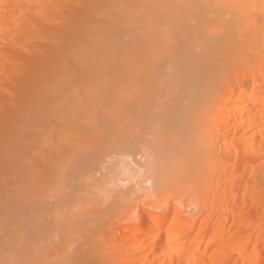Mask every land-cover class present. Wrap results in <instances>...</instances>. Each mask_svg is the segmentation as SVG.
Wrapping results in <instances>:
<instances>
[{
  "label": "bare ground",
  "instance_id": "1",
  "mask_svg": "<svg viewBox=\"0 0 264 264\" xmlns=\"http://www.w3.org/2000/svg\"><path fill=\"white\" fill-rule=\"evenodd\" d=\"M101 123L115 158L72 133ZM7 234L22 264H264V0H0Z\"/></svg>",
  "mask_w": 264,
  "mask_h": 264
},
{
  "label": "rangeland",
  "instance_id": "2",
  "mask_svg": "<svg viewBox=\"0 0 264 264\" xmlns=\"http://www.w3.org/2000/svg\"><path fill=\"white\" fill-rule=\"evenodd\" d=\"M96 126H99V127H96ZM118 127L119 126H117V124H115V123H106V124L101 123L98 125H94L91 129H89V128H86V129L78 128L77 129L76 127H73L72 133H73V135H75L79 132H82L83 134L90 132L95 136V139H94L95 141L92 140L93 142H91L89 139H86V141L83 140L85 143L82 141L83 143L80 147L81 148L80 150H83L84 153L89 154V153H92L98 149L104 150V152H106L105 149L109 148L108 150H110V152H111L110 155H112V157L115 158L117 156V155L114 156L116 151H117L116 140H111V142H113V143L109 142V144H107V143L103 144V142H106L105 140L110 141L109 137H112L111 139H114L113 135H117L120 132V129ZM97 132H99V133H97ZM99 137H100V139H102L104 141L100 140ZM72 142H74V141H72ZM94 142L97 143V146L92 145V143H94ZM89 143H91V144H89ZM98 143H100V144H98ZM77 150H79V149H77ZM108 150H107V152H108ZM103 164H106V163H103ZM171 179L173 181L168 179L170 181L167 180V182H165V184L158 186L157 191L155 190V192H158V194L159 193L160 194H167L171 198H173L174 196L175 197H182V198H179V200H177L178 202L181 200V203H178L177 201L174 202V203H178V204H175V206H177V208L181 212H188V213L195 212V213H199V214H205L207 212L206 209L203 208V205H201L202 204V202H201V195L202 194L199 192V190H197L198 188H197L196 182H194V181L193 182L192 181H186L185 182V181H182L181 178L179 180L175 179L178 181H174V178H171ZM187 182H189V183H187ZM182 183H184V184H182ZM181 185L183 187H181ZM164 186H165V188H164ZM164 192H167V193H164ZM176 194H178V196ZM209 196H210V194H209ZM182 207H185V208H182ZM201 211L202 212L204 211V212L201 213ZM9 235L10 234H7L6 236H3L0 238V253H4V254H1L0 264H22V261H21L22 255L19 252V248H21L22 237H19L20 239H18V240L15 239L13 241V239ZM16 240L19 242H15ZM12 243H14V244H12ZM17 244H19V245H17Z\"/></svg>",
  "mask_w": 264,
  "mask_h": 264
}]
</instances>
